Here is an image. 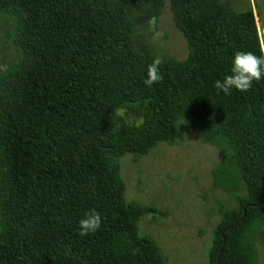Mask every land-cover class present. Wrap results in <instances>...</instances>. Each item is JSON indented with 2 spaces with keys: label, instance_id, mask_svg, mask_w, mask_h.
Masks as SVG:
<instances>
[{
  "label": "trees",
  "instance_id": "1",
  "mask_svg": "<svg viewBox=\"0 0 264 264\" xmlns=\"http://www.w3.org/2000/svg\"><path fill=\"white\" fill-rule=\"evenodd\" d=\"M168 3L188 54L156 58L147 26ZM17 63L0 66V264H164L138 233L152 207L127 202L117 160L175 144L180 121L219 152L232 194L209 264H254L264 227V80L217 94L236 51L264 56L251 10L226 0H0ZM96 210L102 227L78 235Z\"/></svg>",
  "mask_w": 264,
  "mask_h": 264
},
{
  "label": "rangeland",
  "instance_id": "2",
  "mask_svg": "<svg viewBox=\"0 0 264 264\" xmlns=\"http://www.w3.org/2000/svg\"><path fill=\"white\" fill-rule=\"evenodd\" d=\"M235 11L251 10L264 53V0H226ZM15 23L0 16V66L18 62L13 44ZM147 31L157 59L184 60L186 42L175 27L168 3L161 15L149 22ZM175 144L158 143L147 155H125L117 160L125 185V199L152 207L142 217L140 236L152 239L164 264H209V251L222 212L237 209L232 194L213 186L210 171L219 152L201 142L196 130L180 121ZM254 264H264V227L258 234Z\"/></svg>",
  "mask_w": 264,
  "mask_h": 264
},
{
  "label": "clouds",
  "instance_id": "3",
  "mask_svg": "<svg viewBox=\"0 0 264 264\" xmlns=\"http://www.w3.org/2000/svg\"><path fill=\"white\" fill-rule=\"evenodd\" d=\"M230 63V74L223 80H216L213 85L218 95L222 93L228 96L233 90L247 92L254 82L264 80V56H257L251 51H236ZM160 65L161 61L155 59L147 66L144 81L146 86L151 87L163 81ZM102 220L100 213L94 209L85 212L83 218L78 221V235L86 237L95 234L101 229Z\"/></svg>",
  "mask_w": 264,
  "mask_h": 264
}]
</instances>
